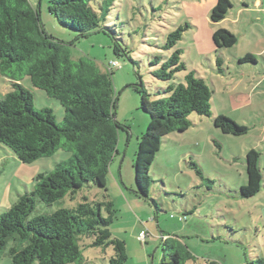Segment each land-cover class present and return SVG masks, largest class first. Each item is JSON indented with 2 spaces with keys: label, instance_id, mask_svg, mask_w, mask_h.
Returning a JSON list of instances; mask_svg holds the SVG:
<instances>
[{
  "label": "rangeland",
  "instance_id": "1",
  "mask_svg": "<svg viewBox=\"0 0 264 264\" xmlns=\"http://www.w3.org/2000/svg\"><path fill=\"white\" fill-rule=\"evenodd\" d=\"M230 2L232 9L226 20L215 24L214 28L219 29L221 24L224 29L243 35L231 54L237 53L238 48L243 54V49L249 48L250 44L260 48L263 39L256 42L257 36L254 40L251 34H259V29L264 27L260 21L264 20V0ZM30 3L36 8L46 34L67 44L72 60L88 58L101 71L112 73L117 99L115 118L123 126L118 131V153L109 166L106 191L90 184L52 206L36 202L32 215H48L60 208H74L85 199L112 202L115 218L110 229L114 238L125 242L128 256L125 264H160L165 238L178 239L188 247L194 259L187 264H250L256 258L264 260L263 91L252 97L251 104L243 102L234 109L224 98L229 95L222 90L223 104L211 107V112L246 127L247 134L240 137L223 134L212 119L192 114L193 125L185 132L168 134L150 167L149 198L156 206L135 193L137 144L149 122L148 115L140 109V94L135 86L141 82L152 99L160 98L157 92L165 83L151 77L150 61L155 57H168V51L162 49L166 37L185 22L191 24V28L183 34L176 48H183L182 61L186 71L178 73L175 82H181L188 72L195 71L206 79L208 86L211 84L208 76L215 78L211 70L215 66V57L200 54L205 50L200 38L207 34L206 23L211 24L209 17L213 1L91 0L96 12L99 13L103 6L108 9L106 22L102 24L108 33L96 32L84 38H78L77 33L57 23L48 12L47 0H30ZM240 10V22L232 24V20L238 21ZM252 19L255 21L251 23ZM113 39L126 49L128 56L114 54ZM209 43L212 44L211 39ZM113 62L119 66L112 67ZM20 78L33 90L34 109H51L56 123L60 124L64 116L62 106L43 91L32 88L26 76ZM5 80L0 74V88L6 85ZM219 85L216 86L220 95ZM249 150L259 154L263 179L259 193L244 199L240 197L239 189L246 182L244 156ZM70 157L71 153L58 150L50 157L23 164L8 148L1 147L0 214L17 201L19 194L32 190L35 176L51 172L58 162ZM190 163L198 166L201 175ZM141 232L145 233L144 239L139 236ZM91 242L92 238H83L80 242L84 246L81 247L84 259L89 264H108L114 253L112 248L90 247ZM0 264H11L7 251L0 258Z\"/></svg>",
  "mask_w": 264,
  "mask_h": 264
},
{
  "label": "trees",
  "instance_id": "2",
  "mask_svg": "<svg viewBox=\"0 0 264 264\" xmlns=\"http://www.w3.org/2000/svg\"><path fill=\"white\" fill-rule=\"evenodd\" d=\"M47 8L61 27L77 33L78 38L108 33L102 26L108 9L103 6L96 12L91 0H47ZM231 9L230 0H217L210 21L222 22ZM190 28L191 24L185 22L169 33L162 47L168 51V57L150 61L151 77L166 86L157 92L160 98L152 99L141 82L135 86L140 94V109L149 117L147 129L138 140L134 164L135 193L140 198L150 200L149 171L166 136L188 130L193 125L192 114L212 119L223 134L240 137L248 131L228 117H213L212 90L195 71L175 82L176 75L186 71L183 48H176V44ZM113 42L115 55L128 56L118 41ZM236 42L237 37L226 29L213 32V70L217 74L227 73L223 52ZM254 62L250 55L238 60L240 64ZM0 74L11 87L0 97V148H8L23 164L50 157L58 150L71 153L67 161L58 162L51 172L35 176L32 190L19 194L17 201L1 212L0 258L7 251L11 264H89L82 255L84 246L80 242L92 238L90 247L112 248L114 253L108 264H125V242L114 238L110 229L115 218L112 202L85 199L74 208L32 215L36 202L52 206L90 184L106 191L109 166L118 153V131L123 127L115 118L117 99L112 73L101 71L88 58L72 60L67 44L46 34L30 0H0ZM21 76L28 78L32 88L43 91L62 106L64 116L60 124L51 109H34L33 90L21 83ZM244 159L246 182L239 195L248 199L259 193L263 177L256 151H247ZM190 165L201 175L196 164ZM150 201L156 206L155 201ZM162 249L160 264H187L194 259L178 239L165 238ZM250 264H264V260L256 258Z\"/></svg>",
  "mask_w": 264,
  "mask_h": 264
},
{
  "label": "crops",
  "instance_id": "3",
  "mask_svg": "<svg viewBox=\"0 0 264 264\" xmlns=\"http://www.w3.org/2000/svg\"><path fill=\"white\" fill-rule=\"evenodd\" d=\"M212 1L214 3V0H212ZM214 5H215V3H214ZM257 5H259L258 2H257ZM229 12H228V14H229ZM263 12H264V9H263ZM241 15H242V13L240 10L238 12V16H239L238 21L236 22V21L232 20L231 23L232 24H235V23L238 24L240 22ZM224 20H226V19H224ZM254 21H255V19H252L251 23ZM260 21L264 23V20L261 19ZM208 24H210V23H208ZM208 24L206 23L207 26H204L205 30L207 31V34L206 35L203 34L200 38L201 40H203V45H204L203 47L205 48V50L200 51V54H207V55L213 54V56H214V50L215 49H214L212 44L210 45L209 40L210 39L212 40V34L214 31H216V28H214V25H215L214 23L211 22L210 25H208ZM211 25H212V27H211ZM219 27H220L219 29H224L221 24ZM199 29L200 28H197V30H199ZM228 31H230V30H228ZM233 31H235V30H233ZM233 31H230V32H232L237 37V42L232 48L225 50L223 52V56L225 58V66L227 67V73L225 75H220V74H217L213 69H211L213 72L212 74L213 75L215 74V78H214V76H208V80L211 81V84L209 85V87L212 90V98H211V107L212 108H214V106L216 107V105L218 103L223 104V100H222L223 98L221 97L222 90H225V94L227 93V95H229L228 98H226V97H224V98L226 100H228L229 102H231L234 109L239 108V106H242V104H244V103L251 104L252 103V97H254V95L261 93L262 91L264 92V27H263V29H259V34H256V33L251 34V38H253V39L256 38V36H257L256 42L263 39V45L260 48H258L257 46H256V48H254L250 44L249 48L243 49V50H245V52H243V54H241L239 52V48H238L237 53L234 52V54H231V52H233L232 49H235V47H237L239 44V37L243 36L242 34H236V32H233ZM245 32L247 33V31H245ZM261 36H262L261 39L258 38ZM256 42H255V44H256ZM248 49H252V50L248 51ZM227 53L231 54V55H228ZM247 55L252 56L255 59V62L254 63H244V64L238 63V60L240 58L247 56ZM259 59H260V61H259ZM245 65H249V67H246ZM235 66H236V68H235ZM214 80H215V82H214ZM5 83H6V85L0 88V97H3L11 89L10 84L8 83V80H5ZM217 83L220 84L219 85L221 88L220 95H219V92L217 90V86H216ZM26 88L29 89V87H26ZM238 89H240V90L238 91ZM212 115H213V117H216L213 113H212ZM200 118H202V117H200ZM259 165H260V159H259ZM261 171H262V169H261Z\"/></svg>",
  "mask_w": 264,
  "mask_h": 264
},
{
  "label": "built area",
  "instance_id": "4",
  "mask_svg": "<svg viewBox=\"0 0 264 264\" xmlns=\"http://www.w3.org/2000/svg\"><path fill=\"white\" fill-rule=\"evenodd\" d=\"M119 66L117 62H113L112 63V67H117ZM142 239L145 238V233L144 232H141L140 235H139Z\"/></svg>",
  "mask_w": 264,
  "mask_h": 264
}]
</instances>
